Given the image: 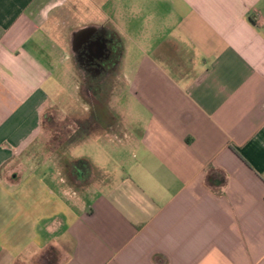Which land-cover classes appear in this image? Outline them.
Returning a JSON list of instances; mask_svg holds the SVG:
<instances>
[{
  "label": "crops",
  "instance_id": "obj_1",
  "mask_svg": "<svg viewBox=\"0 0 264 264\" xmlns=\"http://www.w3.org/2000/svg\"><path fill=\"white\" fill-rule=\"evenodd\" d=\"M88 27L120 45L69 114L92 183L27 166ZM0 264H264V0H0Z\"/></svg>",
  "mask_w": 264,
  "mask_h": 264
},
{
  "label": "rangeland",
  "instance_id": "obj_2",
  "mask_svg": "<svg viewBox=\"0 0 264 264\" xmlns=\"http://www.w3.org/2000/svg\"><path fill=\"white\" fill-rule=\"evenodd\" d=\"M78 78L72 72L64 71L61 80L59 79L57 83L49 82L46 85L49 93L46 111L49 115L43 121V135L29 148L27 166L28 169L36 173L50 171L53 167L51 163L53 155L51 154L54 152L61 155V169H65L67 172L66 165L64 167V162H67L68 170L75 168L86 181H91L92 183L93 179L91 180L89 159H97L99 156L96 155H99V151L94 143L87 142L88 134L81 135L80 133L82 132L78 133L77 131L71 132L68 130L75 127L71 116H69L70 113L77 111L78 105L75 97L78 93L84 97L86 93L90 92L87 89L79 88L77 85ZM98 100L100 101V99ZM114 104L118 108V100L114 101ZM78 134L82 136H80V140L76 139ZM67 135L70 136L68 137ZM64 138H66L65 143L68 145L61 146Z\"/></svg>",
  "mask_w": 264,
  "mask_h": 264
},
{
  "label": "flooded vegetation",
  "instance_id": "obj_3",
  "mask_svg": "<svg viewBox=\"0 0 264 264\" xmlns=\"http://www.w3.org/2000/svg\"><path fill=\"white\" fill-rule=\"evenodd\" d=\"M83 40L85 37L81 36L71 41L72 61L79 72V88L89 90L86 95L96 98L103 95L106 79L117 71L120 45L118 39L103 28L96 29L87 41L81 44ZM96 100L98 102V99Z\"/></svg>",
  "mask_w": 264,
  "mask_h": 264
},
{
  "label": "water",
  "instance_id": "obj_4",
  "mask_svg": "<svg viewBox=\"0 0 264 264\" xmlns=\"http://www.w3.org/2000/svg\"><path fill=\"white\" fill-rule=\"evenodd\" d=\"M95 30L96 28H93V27H88V28H84L81 30H77L76 32L73 33L71 41H74V39L78 37L84 36L85 40L81 41V44H82L87 41V39L90 37V35H92L95 32ZM100 52L101 53L103 52L102 49H100Z\"/></svg>",
  "mask_w": 264,
  "mask_h": 264
}]
</instances>
